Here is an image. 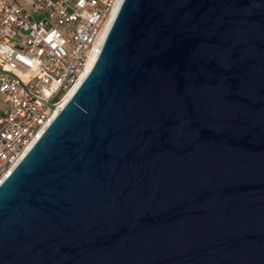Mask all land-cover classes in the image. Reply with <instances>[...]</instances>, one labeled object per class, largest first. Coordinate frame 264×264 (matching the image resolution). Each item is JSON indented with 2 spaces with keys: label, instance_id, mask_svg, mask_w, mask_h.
Masks as SVG:
<instances>
[{
  "label": "water",
  "instance_id": "1",
  "mask_svg": "<svg viewBox=\"0 0 264 264\" xmlns=\"http://www.w3.org/2000/svg\"><path fill=\"white\" fill-rule=\"evenodd\" d=\"M0 264H264V0H122L0 184Z\"/></svg>",
  "mask_w": 264,
  "mask_h": 264
},
{
  "label": "built area",
  "instance_id": "2",
  "mask_svg": "<svg viewBox=\"0 0 264 264\" xmlns=\"http://www.w3.org/2000/svg\"><path fill=\"white\" fill-rule=\"evenodd\" d=\"M117 2L0 0V184L79 80Z\"/></svg>",
  "mask_w": 264,
  "mask_h": 264
},
{
  "label": "bare ground",
  "instance_id": "3",
  "mask_svg": "<svg viewBox=\"0 0 264 264\" xmlns=\"http://www.w3.org/2000/svg\"><path fill=\"white\" fill-rule=\"evenodd\" d=\"M122 0H118L117 2V5L116 7L114 8V11L111 15V17L109 18V20L107 21L106 23V26L101 34V37L100 39L98 40L97 44L95 45V48H94V52H93V55L92 57L90 58L89 62L87 63L84 71L82 72L81 76L79 77V80L77 81V83L75 84V86L70 90V92L68 93V95L66 96V98L64 99V101L62 102L61 106L58 108V110L54 113V115L57 114V112L60 110V108L63 106V104L69 99V97L72 95V93L74 92V90L78 87V85L80 84V82L83 80V78L86 76V74L89 72V70L92 68L93 64H94V61L98 55V52L100 50V47H101V44L103 42V39L108 31V28L110 27L111 25V22L113 21L115 15H116V12L118 10V7L120 5ZM53 115V116H54Z\"/></svg>",
  "mask_w": 264,
  "mask_h": 264
}]
</instances>
